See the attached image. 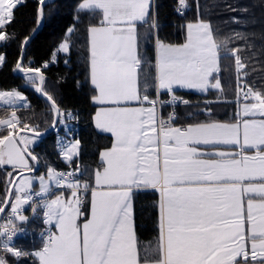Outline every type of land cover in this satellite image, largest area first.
Segmentation results:
<instances>
[{"label": "snow or ice", "instance_id": "1", "mask_svg": "<svg viewBox=\"0 0 264 264\" xmlns=\"http://www.w3.org/2000/svg\"><path fill=\"white\" fill-rule=\"evenodd\" d=\"M46 2L38 0L40 5ZM19 3L21 0H0V29L13 20ZM186 7V0H179L177 11ZM151 8V0H83L78 5V12L99 15L98 22L87 29L90 80L95 90L91 100L101 105L93 120L96 128L111 133L114 139L110 148L100 152V166L90 180L72 179L74 172L58 173L51 167L46 177H38L37 196L48 194L49 181L71 191L69 196L61 192L37 205L44 208V223L54 224L56 231L49 229L42 247L34 252L10 246V242L22 231L13 218L28 220L20 211L32 199L28 194L32 177L23 176V170H33L27 157L32 161L38 157L19 146L27 141L17 139L21 122L15 112L0 118V129L8 130L0 137V166L13 165L22 177L14 202L12 192L0 201V213L11 207L6 223L0 225V237H4L0 264H9L6 255L32 257L38 264H264V119L254 118L264 117V92L247 85L246 91L240 89L238 97L242 93L248 102L231 122L208 120L174 127V115L167 120L159 117L157 104L164 102L140 94L143 60L138 49V24L147 22ZM37 17L39 24L42 7ZM157 26L153 18L150 27ZM186 29L183 44L156 39L155 75H145V88L154 79L158 93H173L175 86L219 89V79L212 83L209 78L219 71L222 48L234 57L238 75H247L241 72L246 67L238 55L242 49L228 48L232 38L218 42L211 25L199 19L188 23ZM67 31L71 34L74 29ZM8 38L0 31V41ZM234 38L246 36L237 32ZM60 49L69 50L67 38ZM4 60L0 55V65ZM16 68L29 82L36 77L27 73L40 72L39 68H24L20 62ZM38 78L41 83L45 80L43 75ZM36 91L51 102L57 117L65 116L53 96L40 87ZM22 99L15 90L0 92V101L5 104ZM177 99L173 95L172 101ZM131 102L141 106L132 107ZM144 102L151 106L143 107ZM66 115L71 117V113ZM22 129L40 135L27 124ZM79 144L76 140L61 148L67 161L78 156ZM221 145L238 146L240 151H221L217 147ZM248 149H255V153L246 154ZM149 188L160 194L158 234L154 241L140 245L131 200L136 190ZM89 192L90 218L81 224V197ZM36 210L33 207L32 211Z\"/></svg>", "mask_w": 264, "mask_h": 264}, {"label": "trees", "instance_id": "2", "mask_svg": "<svg viewBox=\"0 0 264 264\" xmlns=\"http://www.w3.org/2000/svg\"><path fill=\"white\" fill-rule=\"evenodd\" d=\"M156 22L158 26L151 28V19L141 29L139 48L141 55L146 56L147 64L142 65L140 87H144L146 74L155 75V47L156 39L172 44H181L186 39V25L198 19L211 25L218 42L229 40L228 48L242 49L238 53L246 65L241 70L247 75H238L234 57L228 51L221 49L219 73L216 75L220 81L222 94L228 103L227 107H235L237 93L240 89L247 90L245 85L255 90L264 92V0H186L187 7L183 12H178L179 0H155ZM83 0H50L45 6V22L41 30L30 40L25 55L21 61L24 68H39L44 75V91L53 96L56 104L65 113L59 117L56 130L49 132L46 137H40L35 146L34 154L39 159L38 174L46 175L48 167L61 172L72 168L76 179L90 180L91 174L100 166V152L112 145V136L108 133L97 131L93 116L97 110L91 97L95 94L90 80V51L88 27L98 22V13H89L87 10L78 12V5ZM40 4L38 0H24L14 9V18L7 23L3 31L8 37L0 41V54L5 57L0 67V91H20L28 99L27 106H1L0 118H9L13 112L20 120L17 130H22V125H29L39 133L46 132L53 126L56 114L52 111L49 101L42 98L36 91L38 81L29 82L25 74L16 71L17 62L22 58L24 41L29 39L37 27V13ZM239 21V23L235 22ZM74 31L69 34L68 29ZM242 33L246 39H236L235 33ZM69 39V53H59L58 47L65 39ZM251 45V47H249ZM47 64V67H45ZM155 91V81L150 80L147 89ZM214 95L217 91H210ZM190 105L178 109L177 123L184 126L215 119L230 121L229 110L224 116H216V106L209 115L200 111L202 107L190 94L185 95ZM188 97V98H187ZM240 97V96H239ZM196 101V102H195ZM196 107L198 110H196ZM213 108H215L213 110ZM216 113L214 114V112ZM71 113V117L66 114ZM207 113V114H205ZM213 117V119H214ZM63 119L61 123L60 120ZM16 130V131H17ZM28 130V129H26ZM7 129H0V137L7 134ZM34 132V131H32ZM79 140V157L66 164L62 161L58 141L68 142ZM77 167L79 171H76ZM12 169L6 165L0 166V201L13 183ZM13 190V202H14ZM135 228L138 242L154 241L158 234V201L156 190H141L134 196ZM7 207V213L10 211ZM21 214L26 216L28 208H22ZM86 211V209H84ZM14 221L21 222L14 218ZM27 232L19 235L12 242L18 249L34 252L42 247L40 232L45 225L43 219L33 221L28 225ZM5 258L9 264H38L32 257H21L15 260L10 255Z\"/></svg>", "mask_w": 264, "mask_h": 264}, {"label": "crops", "instance_id": "3", "mask_svg": "<svg viewBox=\"0 0 264 264\" xmlns=\"http://www.w3.org/2000/svg\"><path fill=\"white\" fill-rule=\"evenodd\" d=\"M22 1L23 0H21V3H22ZM20 4V3H19ZM151 4H152V8H151V15H150V17L148 18V20H147V22L151 19V21L153 20V18H154V16H155V8H156V1L155 0H151ZM14 11V10H13ZM146 22V23H147ZM146 23H141V24H138V43H139V39H140V34H141V29L142 28H144L145 27V24ZM185 34L187 35V29L185 30ZM186 40V39H185ZM185 40H184V42H185ZM184 42H182V43H184ZM139 49V53H140V55H141V49L140 48H138ZM142 56V55H141ZM213 74H215V73H213ZM210 79V82H212V83H214L215 82V80L216 79H212L211 77L209 78ZM218 79V78H217ZM92 85V84H91ZM220 89H221V87L219 88V89H217V88H212V87H209V88H207V90H201V89H196V88H183V87H179V86H175L174 87V91H173V93H168L166 90H160L159 91V93L157 92V89H155V91L154 92H152L151 90H149V88L147 89V88H142V87H140V94H141V96H143V95H148V97H149V99L150 100H157V99H159V97H160V95H163V94H165V95H176V96H179V97H181L182 99L183 98H186V96L185 95H188V94H190L194 99L196 98L197 100L196 101H198V105H197V107H202V109L200 110V111H206V110H208L207 111V113L209 114V115H212V114H210V111H212L211 109L212 108H208V107H213V105H217L215 108H216V111L218 112V114L216 115V116H224L225 114H226V110H229V113H231L230 115H231V119H230V121H226V120H222V119H219V120H216L215 119V115H212V119L211 120H216V121H219V122H231V121H233L235 118H236V115H237V113L239 112V111H241V109H242V106H243V104H244V102H248V101H246V100H244V99H242L241 97L242 96H240V97H238L237 96V98H236V103H235V107H234V109L233 108H229V107H227V105H225V103H228L227 101V99L226 98H224V95L222 94V91H220ZM218 90V93L217 94H213V93H211L210 91H217ZM156 92V93H155ZM243 95V94H242ZM188 98V97H187ZM227 100V101H226ZM195 101V102H196ZM95 104V103H94ZM189 105H190V103H188ZM10 105L11 106H15L14 104H11L10 103ZM10 105H8V106H10ZM96 105V108H98V107H101V105H97V104H95ZM25 106V105H24ZM130 106H132V107H139V106H141L138 102H131V104H130ZM143 107H150L151 105H149L148 104V102H144L143 103V105H142ZM19 107V106H18ZM196 107V110H198V108ZM215 108H213V110L215 109ZM224 109L222 112H219L218 110L219 109ZM210 110V111H209ZM216 111L214 112V114L216 113ZM160 111L158 110V107H157V114H158V116H160ZM207 113H205V114H207ZM213 117H214V119H213ZM255 119H264V117H260V116H257V117H254ZM208 121V120H207ZM200 122H206V121H200ZM195 123H199V122H195ZM187 124H194L193 122L192 123H187ZM187 124H185V125H187ZM94 125H95V123H94ZM184 125V126H185ZM174 127H182V125H180L179 123H177L176 125H174ZM95 128H96V126H95ZM97 129V131H100V132H102V133H108L109 135H111L112 136V134L111 133H109V132H105V131H102V130H100V129H98V128H96ZM24 139H25V141H27V143L26 144H24L25 146H26V148H27V150L29 151V152H31L33 155H35L36 156V154H34V149H35V146L39 143V140H40V138L39 137H37V136H33V135H26L25 137H24ZM113 136H112V141H113ZM76 140H72V141H69V143L68 142H63V141H58V144H59V150H60V157H61V159H62V161L64 162V163H66V164H70V162L69 161H67L66 159H65V157H64V155H62V153H61V148L63 147V146H70L72 143H74ZM218 148H219V150H221V151H226V152H233V153H235V152H239L240 151V148L238 147V146H225V145H221V146H217ZM79 150H80V144H79ZM255 153V149H248L247 150V152H246V154H249V155H252V154H254ZM38 157V156H37ZM79 157V154H78V156H74L73 157V159H72V161L74 160V159H77ZM29 161H30V165L32 166L31 168L33 169V171H35V173L34 174H30V175H24V177H32V184H31V189L29 190V192L31 191V190H33V191H40V180L38 179V177H40V176H45L46 177V175H41V174H38V167H39V159L37 160L38 161V166H37V164H36V162L35 161H32L30 158H29ZM55 169V168H54ZM56 171H57V169H55ZM58 172V171H57ZM58 173H60V171L58 172ZM11 176H14L15 177V179L17 178V171L15 170V169H13L12 171H11ZM76 177V176H75ZM22 179V177H19L18 179H17V182H16V184H15V187H14V191H15V189L16 188H18L19 187V181ZM51 186L49 187L50 188V191H51V189L52 188H55V187H58L54 182L53 183H51L50 184ZM141 190H152V189H138V190H136L135 192H134V194H133V196H132V200H131V203H132V218H133V221H134V225H136V222H135V210H134V196H135V194L137 193V192H140ZM61 192H63L64 193V195L65 196H69L70 195V192H67L66 190L64 191V190H59V191H57L54 195H52L53 197L52 198H54L55 197V195H58V194H60ZM158 195H159V197H160V194H159V192H158ZM84 196V198H85V202H84V204H83V206H82V208H81V211H82V213H84V215H82L81 217H80V219H79V223H83L84 221H85V219L86 218H90V200H91V194H90V192L89 193H86V194H84L83 195ZM82 196V197H83ZM52 198H50V199H52ZM245 204H246V198H245ZM28 205V203H26V204H23L22 206H21V208H26V206ZM84 209H86V211L84 210ZM51 225H53V228H54V231H56V229H55V226H54V224H51ZM136 229V228H135ZM138 237V236H137ZM150 242V241H149ZM148 242H145V243H142V245H146ZM141 245V244H140Z\"/></svg>", "mask_w": 264, "mask_h": 264}, {"label": "built area", "instance_id": "4", "mask_svg": "<svg viewBox=\"0 0 264 264\" xmlns=\"http://www.w3.org/2000/svg\"><path fill=\"white\" fill-rule=\"evenodd\" d=\"M178 99L176 101H172L171 98H168L164 101V103H159V109L162 108H168V111L165 115H161V118L167 120L169 115L172 114L176 118V112H175V106L178 104ZM174 121H172V124ZM69 173V172H65ZM29 195H31L32 199L28 202V211L26 213L28 220L24 222H15V224L18 226V228L22 229V231H19L16 233L15 236H13L12 241H15L19 235L25 234L27 232V228L29 227L28 225L32 223L35 220L38 219H45L44 217V208L43 207H37L43 200L48 199V197L43 196L42 194L40 196L36 195V192H30ZM33 207H36V212H33L32 209ZM10 213H4L3 217L0 220V225H3L6 223ZM51 229L49 226H44L40 232V237L42 240L45 238V236L48 233V230ZM52 230V229H51ZM1 241H3L4 237H0ZM10 242V243H11ZM11 246V245H10Z\"/></svg>", "mask_w": 264, "mask_h": 264}, {"label": "water", "instance_id": "5", "mask_svg": "<svg viewBox=\"0 0 264 264\" xmlns=\"http://www.w3.org/2000/svg\"><path fill=\"white\" fill-rule=\"evenodd\" d=\"M48 1H50V0H47V2ZM43 8V17H42V20H41V23H40V25L37 27V30L35 31V32H33V34L30 36V38L29 39H27V43H25V45H24V47H23V51H22V53H23V55H22V58H21V60H20V63H21V61H22V59H23V56L25 55V50H26V48H27V46H28V44L30 43V40L41 30V27H42V25L44 24V22H45V14H44V5H40V8ZM18 70V69H17ZM18 71H20V70H18ZM32 73H35V72H29V74H32ZM35 74H37L38 76H40V75H42L41 74V72H39V73H35ZM43 84H44V82L43 83H41V81L40 80H38V87H40L42 90H43ZM39 94H40V96L42 97V98H45L46 100H47V98H46V96H44L43 95V93L42 92H39ZM48 101V100H47ZM50 102V101H49ZM51 103V102H50ZM59 117H57L56 116V119H55V121H56V124H55V126H52L49 130H47L45 133H40V135L38 136V137H46V135L47 134H49V132H52V131H54L56 128H57V125H58V123H59ZM29 134V135H35V136H37L36 134H35V132H31V131H29V130H22L21 132H19L18 134V136H17V139L19 140V138H20V134ZM21 148H25L26 146L24 145V143H22V144H20L19 145ZM28 151V150H27ZM29 152V151H28ZM25 155H26V157H27V153H25ZM28 158V160H29V158L30 157H27ZM36 162V164H37V166H38V161H35ZM29 166H30V161H29ZM8 167H13V165H8ZM14 168V167H13ZM15 169V168H14ZM17 170V169H16ZM18 171V170H17ZM18 173H19V175L17 176V178L15 179V181L13 182V185L11 186V188H10V191L9 192H12L13 191V188H14V186H15V184H16V182H17V179L21 176L20 175V172L18 171ZM35 173V171H31V172H29V171H27L26 169L25 170H23V176L24 175H30V174H34ZM13 193V192H12ZM1 215H3V213H0V218H1Z\"/></svg>", "mask_w": 264, "mask_h": 264}, {"label": "rangeland", "instance_id": "6", "mask_svg": "<svg viewBox=\"0 0 264 264\" xmlns=\"http://www.w3.org/2000/svg\"><path fill=\"white\" fill-rule=\"evenodd\" d=\"M24 1V0H23ZM22 1V2H23ZM68 43H69V48H70V42H69V39H68ZM165 43V42H164ZM185 43V42H184ZM167 44H172V43H167ZM181 44H183V43H181ZM61 45V44H60ZM175 45H179V44H175ZM154 47H156V42H155V44H154ZM138 48H139V43H138ZM58 52H56L55 53V55H54V58H56V56L59 54V53H63V54H65V53H69V50L67 51V52H65V51H63V50H61L60 49V46L58 47V50H57ZM145 53V52H144ZM143 53V55L141 56L142 57V60H143V65L144 64H147V59H146V56H145V54ZM1 55V54H0ZM3 56V55H2ZM219 65H220V61H219ZM2 65H0V67H1ZM220 68V67H219ZM219 73V71L218 72H215V74H213V76L211 77L212 79H217V74ZM33 77H36V81H38V76L37 75H32ZM36 87H38L37 85H36ZM16 91V90H15ZM43 91H44V89H43ZM0 92H2V91H0ZM9 92H12V91H9ZM17 92H19L20 93V95L24 98V99H22V100H18V101H16L15 103H11V104H14L15 106H19V107H21V106H27L28 105V99H26V97H25V95L23 94V92H20V91H17ZM242 96V95H241ZM242 99H244L243 97H242ZM244 103H246V102H244ZM0 105H3V106H8V105H10V104H5L3 101H0ZM14 176H12V178H13ZM15 179V177L13 178V180ZM12 180V181H13ZM14 182V181H13ZM49 183V187L51 186L50 184L51 183H53L52 181H49L48 182ZM12 185H13V183H12ZM11 185V186H12ZM40 186V185H39ZM11 188V187H10ZM10 190V189H9ZM53 196L49 193L48 194V199H50V198H52Z\"/></svg>", "mask_w": 264, "mask_h": 264}, {"label": "bare ground", "instance_id": "7", "mask_svg": "<svg viewBox=\"0 0 264 264\" xmlns=\"http://www.w3.org/2000/svg\"><path fill=\"white\" fill-rule=\"evenodd\" d=\"M47 3V2H46ZM44 11H45V6H44ZM35 32V31H34ZM25 45V44H24ZM23 51V50H22ZM25 53V52H24ZM42 74V73H41ZM44 76V75H43Z\"/></svg>", "mask_w": 264, "mask_h": 264}]
</instances>
